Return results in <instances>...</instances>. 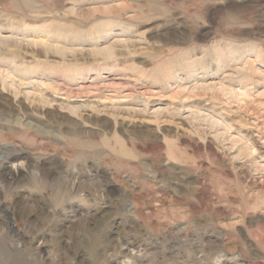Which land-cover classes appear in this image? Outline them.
Wrapping results in <instances>:
<instances>
[{
  "label": "rangeland",
  "instance_id": "obj_1",
  "mask_svg": "<svg viewBox=\"0 0 264 264\" xmlns=\"http://www.w3.org/2000/svg\"><path fill=\"white\" fill-rule=\"evenodd\" d=\"M0 264H264V0H0Z\"/></svg>",
  "mask_w": 264,
  "mask_h": 264
},
{
  "label": "bare ground",
  "instance_id": "obj_2",
  "mask_svg": "<svg viewBox=\"0 0 264 264\" xmlns=\"http://www.w3.org/2000/svg\"><path fill=\"white\" fill-rule=\"evenodd\" d=\"M2 159V158H1ZM33 177V176H32ZM34 179H36L35 177H33Z\"/></svg>",
  "mask_w": 264,
  "mask_h": 264
}]
</instances>
